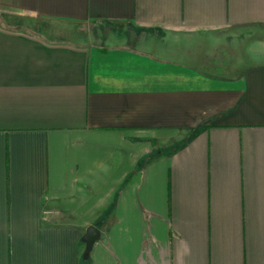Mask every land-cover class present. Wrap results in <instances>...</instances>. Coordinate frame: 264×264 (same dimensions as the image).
Returning a JSON list of instances; mask_svg holds the SVG:
<instances>
[{
    "label": "crops",
    "instance_id": "0c3cea01",
    "mask_svg": "<svg viewBox=\"0 0 264 264\" xmlns=\"http://www.w3.org/2000/svg\"><path fill=\"white\" fill-rule=\"evenodd\" d=\"M0 264H264V0H0Z\"/></svg>",
    "mask_w": 264,
    "mask_h": 264
},
{
    "label": "water",
    "instance_id": "95a60500",
    "mask_svg": "<svg viewBox=\"0 0 264 264\" xmlns=\"http://www.w3.org/2000/svg\"><path fill=\"white\" fill-rule=\"evenodd\" d=\"M99 237H100L99 229L94 225H90L82 237V240L86 244L85 256L89 254L90 250L93 247V244L96 242V240L99 239Z\"/></svg>",
    "mask_w": 264,
    "mask_h": 264
}]
</instances>
